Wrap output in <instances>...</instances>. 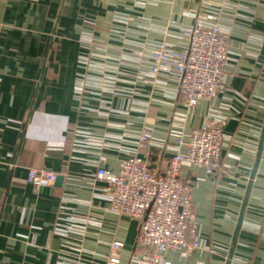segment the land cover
Returning <instances> with one entry per match:
<instances>
[{
  "label": "crops",
  "instance_id": "crops-1",
  "mask_svg": "<svg viewBox=\"0 0 264 264\" xmlns=\"http://www.w3.org/2000/svg\"><path fill=\"white\" fill-rule=\"evenodd\" d=\"M200 18L229 34L226 87L190 107L152 51H181ZM137 52H142L141 56ZM223 127L222 170L187 166L197 235L190 254L161 264H264V0H0V264H105L138 222L109 211L104 168L137 154L164 173L177 138L206 120ZM143 131L152 142L139 146ZM30 170L63 177L50 186ZM248 194V195H247ZM246 205L244 207V202ZM243 212L238 240L233 238Z\"/></svg>",
  "mask_w": 264,
  "mask_h": 264
},
{
  "label": "built area",
  "instance_id": "built-area-1",
  "mask_svg": "<svg viewBox=\"0 0 264 264\" xmlns=\"http://www.w3.org/2000/svg\"><path fill=\"white\" fill-rule=\"evenodd\" d=\"M183 33L187 38L184 50H175L163 42L152 51L151 72L174 77L178 95L193 107L202 99L216 98L226 87L229 34L219 24L200 18L192 27L184 28ZM223 138L221 122L210 118L187 136L177 138L179 149L164 173L152 169L137 154L122 160L117 172L97 170V177L106 183L109 211L138 222L135 253L142 261L161 264L168 251L190 254L202 247L197 235L193 191L183 171L187 166H195L207 175L220 172ZM151 142V134L143 131L139 146ZM56 179L55 172L46 170H30L28 176V181L37 186H50ZM123 248L122 242H112L105 264H121Z\"/></svg>",
  "mask_w": 264,
  "mask_h": 264
},
{
  "label": "water",
  "instance_id": "water-1",
  "mask_svg": "<svg viewBox=\"0 0 264 264\" xmlns=\"http://www.w3.org/2000/svg\"><path fill=\"white\" fill-rule=\"evenodd\" d=\"M263 144H264V126H263L262 137L260 139L259 149H258V153H257L256 164L254 166V170H253L252 176H251L252 179L255 176L256 170H257L258 165H259V162H260ZM62 180H63V177L62 176H59L56 181L57 182H61ZM245 205H246V201L244 202V207H245ZM243 212H244V208H243V210H242V212L240 214V219H239L238 227H237L236 232L234 234V238H233V246L234 247H235V245L237 243L238 236H239V232H240V229H241L242 219H243ZM233 255H234V248H232V250L230 252V257H229V260H228L227 264H231V260L233 258Z\"/></svg>",
  "mask_w": 264,
  "mask_h": 264
}]
</instances>
